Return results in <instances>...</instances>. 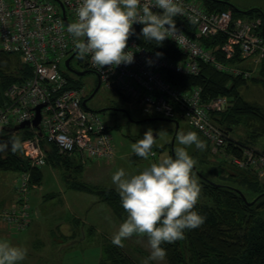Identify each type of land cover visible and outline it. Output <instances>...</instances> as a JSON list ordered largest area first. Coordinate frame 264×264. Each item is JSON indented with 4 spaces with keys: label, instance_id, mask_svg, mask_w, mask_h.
<instances>
[{
    "label": "built area",
    "instance_id": "1",
    "mask_svg": "<svg viewBox=\"0 0 264 264\" xmlns=\"http://www.w3.org/2000/svg\"><path fill=\"white\" fill-rule=\"evenodd\" d=\"M60 1L72 23L67 11L76 19L75 10L81 0ZM147 2L151 4L154 0ZM180 2L183 13L173 18L175 28L168 39L177 45L184 58L160 55L132 35L128 51L134 53L133 63L103 69L93 64L89 54L78 58L79 70L97 74L101 87L121 95L132 109L147 116L184 119L208 141L217 159L250 169L263 180V149L245 147L240 153L228 150L230 133L219 119L233 105L231 98L224 94L204 99L202 86L182 87L172 82L167 72L198 75L200 63L205 62L222 72L245 79L252 77L264 63V21L261 17L235 18L231 10L210 11L205 3L196 0ZM152 10L161 12L158 8ZM183 22L194 29H186ZM68 26L63 8L56 0H0V51L18 55L33 71L29 78L11 85L0 99V127L32 121L36 107L46 104L41 109L40 127L30 125L33 135L22 141L23 155L31 169L48 162L53 146L60 154L75 160L78 155L82 164L89 159L110 161L116 154L111 126L100 111L84 105L88 98L83 86L72 83L80 76H70L65 72L66 65L61 67L77 51L73 36L67 32ZM138 26L143 25L137 23L133 28ZM220 33L228 37L221 45L222 52L227 58L240 52L250 62L247 67L223 62L206 46L204 39ZM31 169L19 173L18 196L13 205L0 211V218L17 230L29 227L32 222Z\"/></svg>",
    "mask_w": 264,
    "mask_h": 264
},
{
    "label": "trees",
    "instance_id": "2",
    "mask_svg": "<svg viewBox=\"0 0 264 264\" xmlns=\"http://www.w3.org/2000/svg\"><path fill=\"white\" fill-rule=\"evenodd\" d=\"M204 3L210 11L231 10L235 18H239L241 13L245 12L226 0H205ZM246 12L250 14L256 12L257 17H261L264 21L262 9L253 8ZM181 24L186 29H194L186 22ZM142 28L143 26L136 27L133 35L142 45L160 55L174 59L184 58L177 45L168 38L162 45H158L155 41H145L140 35ZM227 39L226 34L220 33L217 36L204 39V42L223 62L247 67L246 59L241 56L240 52H236L230 58H227L226 54L222 52L221 45ZM200 66L201 71L198 75L167 72V76L172 82L185 88L202 86L204 99L228 95L233 105L220 116L219 120L229 133L235 125L241 124L244 119L249 117H257L264 123V111L259 103L246 99L241 90L243 86L250 83L264 86V63L260 72L248 79L235 76L230 72H222L209 63L201 62ZM32 74V68L24 64L18 55L0 51V99H3L5 91L11 85L24 81ZM80 80L81 78L73 79V85H82ZM21 132L22 134L19 136ZM13 135L18 136L22 142L31 137L33 131L29 126H26L16 134L6 130L0 132V138H11ZM205 141L207 140L205 139ZM254 142L249 137L245 140H237L230 135L228 150L240 153L245 147H253ZM52 148L53 151L49 150L48 153V162L54 166H61L64 162L75 164L72 157L60 154L55 146ZM80 165L83 164L76 163V166ZM216 168L227 170L228 176H226L231 182H213L204 175L200 176L199 184L202 191L194 210L205 217V221L195 229L185 230L182 240L161 245L166 249L169 263L264 264V182L252 170L240 169L225 160L218 161ZM30 169L22 148L4 155L0 153V170L21 172ZM217 169H214V172H217ZM31 175L32 186L40 184L42 178L40 167H32ZM221 177L225 178L224 175ZM65 179H67L66 176ZM67 181L75 189L98 195L101 200L111 206L115 216L122 223L127 219L128 214L123 209L121 198L115 188L96 187L83 182L74 183L68 179ZM255 193L257 194L249 199V195ZM202 199H207L208 202L202 201ZM101 264L138 263L131 254L122 253L119 247L111 241L102 245Z\"/></svg>",
    "mask_w": 264,
    "mask_h": 264
},
{
    "label": "rangeland",
    "instance_id": "3",
    "mask_svg": "<svg viewBox=\"0 0 264 264\" xmlns=\"http://www.w3.org/2000/svg\"><path fill=\"white\" fill-rule=\"evenodd\" d=\"M196 1L205 2V0ZM226 1H229L236 8L245 11L241 13L240 18L257 17L256 12L253 14L246 12L249 9L258 8L264 11V0ZM67 14L70 20L75 22L76 19L70 11H67ZM79 57L78 54L77 57L71 61L72 66L77 70L81 68V63L78 61ZM61 67H65L64 61ZM65 72L70 76L78 77L67 68ZM259 72L260 70L255 72L253 76L257 75ZM78 78H81L80 81L87 93V98H89L96 85L97 74L87 73ZM242 92L250 101L259 103L261 109L264 111L263 85L250 83V86L245 85V87L242 88ZM88 106L91 109L100 111L106 122L111 126L116 154L110 161L89 159L87 163L80 166H76V163L82 164L80 157L76 155L77 160L73 159L75 164L73 162L68 164L64 162L61 164V170L64 171L63 173L69 181L74 183L83 182L96 187L115 188L117 190L116 185L112 182V176L119 169L123 168L126 174L129 175L138 174L152 163L158 162L161 158L167 156L174 157L176 148L186 147L189 154L197 161L193 172L198 182L201 179V175H204L213 182H231L227 177V170L216 168L220 159H217V154L213 152L210 144L205 141V138L198 130L190 126L184 119H177L180 126L176 133L175 119H169L158 115L147 116L140 110L132 109L121 95L104 89L103 87H100V90L98 93H95V96L88 99ZM111 107L126 109L129 114L122 110L111 109ZM102 108L106 109L101 111ZM149 117L160 118L157 120H145ZM14 125L16 124L13 123V126ZM149 128L154 130L153 134L156 133L154 136L157 137L156 143L152 148V152H154L155 155H149L147 159H144L137 156L132 151L131 146L133 143L143 138L144 133ZM189 131H194L198 134L199 139L204 142L203 149H197L195 144L187 147L178 143V133H187ZM21 134L22 132L19 136H21ZM230 135L237 140H245L249 137L256 142H254V144L264 146V123L257 117H249L248 119H244V122L241 124L235 125L233 130L230 131ZM5 141H10V138H0V143ZM261 148L264 149V147ZM10 151H12L11 143H9L7 150L0 151V153L4 155ZM50 151L52 152L53 148H50ZM214 169H217V172H214ZM58 172L59 171L54 170V167L49 165V163L44 166L42 185L36 188L32 186L29 193L32 215L31 227L19 238L13 235L10 238L6 237V239H15L13 240L14 243L27 249V260H24L27 261L26 263H29V261L36 262L40 259V264H101L102 245L112 241L114 234L118 231L122 222L115 216L111 206L100 201L99 196L96 194L87 191L73 190V192L69 191L65 197L61 196V186L63 187L68 181L64 176H61L60 180ZM3 173L7 176L8 174L13 176L16 175L15 172H0V175H3ZM221 175H224L225 178H222ZM261 181L264 182V179H261ZM52 191L56 193L58 197L46 199L45 201L44 198H47L48 194ZM256 194L257 193L249 195V199ZM202 201L208 202L207 199H202ZM250 202L252 203L253 201ZM37 208L41 210L42 208L44 209L42 216H38ZM70 219L76 221L72 220L71 224L78 233L77 238L67 243L54 241L55 243L51 246L48 242V238L51 235L49 230H55L56 236L57 234L61 236V226ZM34 232L38 234L39 240L46 243L45 247L41 245V247L38 248V250H40L39 252L33 251L35 245H33L32 242L37 240H33V236L35 235ZM60 240L61 238H56V241ZM122 243L123 247L117 246L122 253L131 254L138 264H145V261L151 254L147 235H133L131 238L123 240ZM27 245H29V248L26 247ZM29 252H31V255H29ZM32 258L33 260H31ZM148 264L170 263L167 256H165L162 261L148 260Z\"/></svg>",
    "mask_w": 264,
    "mask_h": 264
},
{
    "label": "clouds",
    "instance_id": "4",
    "mask_svg": "<svg viewBox=\"0 0 264 264\" xmlns=\"http://www.w3.org/2000/svg\"><path fill=\"white\" fill-rule=\"evenodd\" d=\"M158 8L161 12H153ZM76 20L67 27L75 40L79 56L91 55L93 64L100 68L119 66L134 62V53L128 51V41L135 34L133 25H143L140 35L145 41L158 45L173 35V18L183 13L180 0H81L76 8ZM195 22V20H193ZM153 129L149 128L143 138L132 144V151L147 159L155 155L152 148L156 143ZM160 134V133H159ZM179 144L197 149L204 142L194 131L180 132ZM11 143L13 152L22 148L18 136L0 143V151L7 150ZM197 161L186 147L175 149V156L161 158L138 174H126L123 168L112 176L121 198L127 219L120 225L112 243L123 247V240L133 235H147L151 254L148 260L162 261L166 249L161 245L182 240L185 230L201 226L205 217L195 209L202 191L193 169ZM27 256V249L13 246L6 240L0 241V264H18Z\"/></svg>",
    "mask_w": 264,
    "mask_h": 264
},
{
    "label": "crops",
    "instance_id": "5",
    "mask_svg": "<svg viewBox=\"0 0 264 264\" xmlns=\"http://www.w3.org/2000/svg\"><path fill=\"white\" fill-rule=\"evenodd\" d=\"M250 62L246 61L245 62V65H249ZM250 86V84H248ZM246 85V86H248ZM245 87V86H243ZM242 90V89H241ZM243 93V92H242ZM244 95V94H243ZM245 96V95H244ZM247 99V98H246ZM256 143V142H255ZM258 146V147H257ZM253 147H256V148H259V149H263L261 147H264V146H260V145H256L254 144ZM264 150V149H263ZM49 163V165H52L54 167V170H58V177L60 179L61 176H64L65 177V174L63 173L64 171L61 170V166H54L52 163L50 162H47ZM46 163V165H47ZM45 164L43 166L40 167L41 171H42V178H41V182L40 184H37V185H34L33 188H36L40 185H42V180H43V177H44V166H46ZM0 172H14V171H3V170H0ZM16 175L13 176L11 174H8V176L6 174L3 173V175H0V211H2V209L8 207L9 205H12V203L14 204V201H15V198L17 197L18 195V179H19V171H15ZM61 174V175H60ZM61 180V179H60ZM16 183V184H15ZM61 196H64L69 192V191H72L73 190H78V189H75L73 187H71L69 185V183H65V185L62 187L61 186ZM81 191V190H79ZM58 196L56 195V193H54L53 191L50 192L47 196V198H44L45 201L46 199H54V198H57ZM63 197V198H64ZM99 200L102 201V202H105L103 200L100 199L99 197ZM44 201V202H45ZM43 202V203H44ZM107 203V202H105ZM42 204V203H41ZM108 204V203H107ZM37 212H38V216H42L43 213H44V209L42 208V210L40 208H37L36 209ZM74 220V219H72ZM71 219L66 222L63 226H61V236L57 234L56 236V231L55 230H49L51 235L50 237L48 238V242L49 244H51V246H53V244L55 242H61V243H67L68 241L70 240H73L75 238H77V231H75L73 225L71 224ZM75 221V220H74ZM76 222V221H75ZM31 227V224L29 225V227L25 228V229H22V230H17V229H14L10 226H8L1 218H0V241H4L6 240L9 244L13 245V246H18V247H21V245L19 244H16L13 242V240L15 239H12V240H7L6 237L10 238L12 237L13 235L14 236H17L18 238L20 236H22L29 228ZM58 229V228H57ZM59 233V232H58ZM34 238L33 240L37 239L36 241H33L32 244L35 245V248L33 247V251H40L38 250L39 247H41V245H44L43 247L46 246V243H44L43 241L39 240L40 238H38V234L34 232ZM56 238H61L60 241H56ZM39 240V241H38ZM55 241V242H54ZM24 242V240H23ZM60 245V244H59ZM26 247L29 248V245H27ZM59 247V246H58ZM29 255H31V252H29ZM27 260V256L25 258ZM24 259V260H25ZM23 260V261H24ZM33 260V258L31 259ZM27 261H24V262H18V264H40L41 263V260L38 259L36 262L35 261H29V263H26ZM45 264V263H44Z\"/></svg>",
    "mask_w": 264,
    "mask_h": 264
},
{
    "label": "water",
    "instance_id": "6",
    "mask_svg": "<svg viewBox=\"0 0 264 264\" xmlns=\"http://www.w3.org/2000/svg\"><path fill=\"white\" fill-rule=\"evenodd\" d=\"M56 1H58L61 4V6L63 8L64 17H65L67 23L70 24V22L67 19V15H66V11H65V7H64L63 3H61L60 0H56ZM76 53H78V50L66 60V63H65L66 67L70 71L74 72L75 74H77L79 76H83V75L91 72V70H88V69L87 70H79V69L77 70V69H75V68H73L71 66V60L74 58V56L76 55ZM100 87H101V82L99 80L98 81V84H97V86H96V88L94 90V92L92 93V95L89 98H92L95 95V93L100 89ZM88 99L84 100V102H83L86 107H88V103H87L88 102ZM45 105L46 104L44 103V104H40V105H38L36 107V116H35V118L32 121H24V122H21L19 124L14 125V126H3V127H0V132L3 131V130H6L9 133L16 134L21 129L25 128L26 126H30V125H33L34 127L39 128L40 127V123H41V109ZM105 109L106 108H102L101 111H104ZM111 109L122 110L123 112L129 114L128 110H126V109H121V108H117V107H111ZM159 118L160 117H149V118H147L145 120H157ZM174 121L176 123V133H177L180 124H179V121L178 120H174ZM39 134L41 135V133H39ZM154 135H156V133Z\"/></svg>",
    "mask_w": 264,
    "mask_h": 264
},
{
    "label": "flooded vegetation",
    "instance_id": "7",
    "mask_svg": "<svg viewBox=\"0 0 264 264\" xmlns=\"http://www.w3.org/2000/svg\"><path fill=\"white\" fill-rule=\"evenodd\" d=\"M89 73H93V72H89ZM98 81H99V79H98V77H97V81H96V85H95V87H94V90H95V88H96V86H97V84H98ZM94 90H93V92H94ZM99 90H100V89H99ZM99 90H98V91H99ZM98 91H97L96 93H98ZM93 92H92V93H93ZM94 96H95V95H94Z\"/></svg>",
    "mask_w": 264,
    "mask_h": 264
}]
</instances>
